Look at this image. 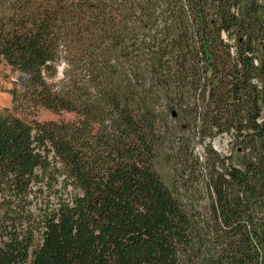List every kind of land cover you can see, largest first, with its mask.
<instances>
[{"label": "trees", "instance_id": "16d2710c", "mask_svg": "<svg viewBox=\"0 0 264 264\" xmlns=\"http://www.w3.org/2000/svg\"><path fill=\"white\" fill-rule=\"evenodd\" d=\"M2 65L0 264H264V0H0Z\"/></svg>", "mask_w": 264, "mask_h": 264}, {"label": "rangeland", "instance_id": "374dc122", "mask_svg": "<svg viewBox=\"0 0 264 264\" xmlns=\"http://www.w3.org/2000/svg\"><path fill=\"white\" fill-rule=\"evenodd\" d=\"M61 75V74H60ZM12 79H15V75L11 73L10 69L4 65L0 66V113L1 114H12L13 111V103L12 96L8 93L10 89H13L14 85L12 84ZM37 119L41 122H55V123H65V122H75L77 120V116L71 113H60L55 114L48 110H40L37 114ZM219 148L217 150L222 153H227L229 150V138L223 137L218 140ZM216 148V147H215ZM158 172L163 177V179L167 182V184H171L173 180V170L172 168L165 162L163 157L160 158L157 165Z\"/></svg>", "mask_w": 264, "mask_h": 264}, {"label": "water", "instance_id": "95a60500", "mask_svg": "<svg viewBox=\"0 0 264 264\" xmlns=\"http://www.w3.org/2000/svg\"><path fill=\"white\" fill-rule=\"evenodd\" d=\"M215 147H216V149H218L219 148V142H218V140L215 142Z\"/></svg>", "mask_w": 264, "mask_h": 264}]
</instances>
